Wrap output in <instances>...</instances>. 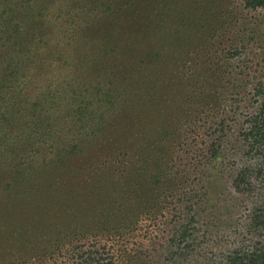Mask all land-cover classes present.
I'll list each match as a JSON object with an SVG mask.
<instances>
[{"label": "rangeland", "instance_id": "rangeland-1", "mask_svg": "<svg viewBox=\"0 0 264 264\" xmlns=\"http://www.w3.org/2000/svg\"><path fill=\"white\" fill-rule=\"evenodd\" d=\"M106 1L63 0L32 37L25 0H0V68L14 62L32 97L59 91L60 115L86 102L104 130L54 163L43 146L14 162L35 171L0 188V264H78L90 250L93 264H240L263 251L264 159L244 132L264 88V8Z\"/></svg>", "mask_w": 264, "mask_h": 264}, {"label": "trees", "instance_id": "trees-1", "mask_svg": "<svg viewBox=\"0 0 264 264\" xmlns=\"http://www.w3.org/2000/svg\"><path fill=\"white\" fill-rule=\"evenodd\" d=\"M62 1L25 0V20L36 22L32 37H35L36 28L42 31L44 37L48 35L49 28L53 25L49 17L53 16L54 10ZM102 1L96 0L97 3ZM109 1L112 0L103 2L105 7ZM130 5L131 0L125 3L126 7ZM247 6L253 9L264 8V0H248ZM121 10L120 7L119 12ZM15 22H12L10 38L17 33L18 25ZM29 35L30 33L27 36ZM25 51L27 55L31 53L28 48ZM16 69L18 68L14 62L4 69L0 68V188L4 191L12 188L9 180L11 177L18 179L23 176L24 179L35 171L34 163L27 169L24 162L15 164L19 156H25L27 152H31L33 156L39 155L40 147L43 146L54 156L47 163H54L68 154L69 148L78 150L76 143L79 142L82 131V136L87 138H96L104 131L100 126L103 115L92 110L86 102L77 107L70 106L66 116H63L58 111V96L63 99L59 91H41L39 96L32 97L21 81L24 76H20ZM258 96L261 101L255 114L248 115L244 140L248 143L251 154L264 159V88L259 90ZM40 169L38 165L36 170ZM186 233V229L182 230L181 237ZM100 256L98 251H87L78 264H93L92 261H98ZM240 264H264V250L242 259Z\"/></svg>", "mask_w": 264, "mask_h": 264}]
</instances>
